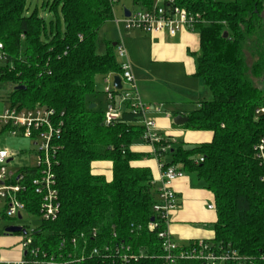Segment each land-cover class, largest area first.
I'll return each instance as SVG.
<instances>
[{"label": "trees", "instance_id": "1", "mask_svg": "<svg viewBox=\"0 0 264 264\" xmlns=\"http://www.w3.org/2000/svg\"><path fill=\"white\" fill-rule=\"evenodd\" d=\"M131 1L140 9L155 5V0ZM28 3L0 0V43L7 55L0 84L12 87L6 94L12 106L40 105L55 112V123L62 122L53 141L60 203L55 220L41 218L42 198L32 186L37 169L21 170L27 185L21 200L26 213L38 217L30 236L40 249L39 259L46 254V260L71 264L81 255L72 240L96 230L97 238H87L88 250L108 246L115 256L117 247H130L126 253L140 259L123 264H165L158 236L165 226L149 230L152 219L158 220L153 174L134 165L146 155L133 150L142 142L143 116L127 104L121 117L106 125L105 112L91 110L86 101L95 94L98 78L122 74L119 44L104 41L99 52V33L114 20L113 6L108 0H43L29 12ZM173 5L200 16V50L192 56L195 77L210 96L186 114L184 128L212 132L213 139L192 146L176 141L157 159L213 194L217 222L209 243L214 248L236 251L243 259L239 264H264V167L255 150L264 135V114L258 120L255 114L264 107V0H174ZM97 162L112 163L111 179L92 172ZM73 264L122 262L113 257Z\"/></svg>", "mask_w": 264, "mask_h": 264}, {"label": "built area", "instance_id": "2", "mask_svg": "<svg viewBox=\"0 0 264 264\" xmlns=\"http://www.w3.org/2000/svg\"><path fill=\"white\" fill-rule=\"evenodd\" d=\"M108 1L113 8L119 3V0ZM165 4H168V6L166 7ZM173 4L174 0H155L152 10L138 8L133 11L123 8L122 20H116V22L121 23L127 31L138 30L148 35L165 33L175 38L184 32H196V25L200 20V16ZM125 11H128L129 15H126ZM117 55L122 59H127L128 54L124 46L117 45ZM6 61L7 55L4 52V45L0 43V66ZM121 69L122 74L118 76L122 85L120 91L114 87L116 76L110 74L104 79L106 84L104 94L108 102L105 111V124L111 125L116 122L128 104L134 114H142L141 124L144 127V133L141 140L144 144L153 148V155L157 159L158 152L165 154L174 146L176 141L167 138L157 127L156 122L148 117L151 108L142 101L139 95L129 62L121 64ZM3 87L0 84V136L31 139L34 141V145L39 147L38 164L33 167L37 169V176L32 180V186L35 193L42 198L41 218L46 221L55 220L60 210V203L58 191L55 188V175L52 171V160L56 152L53 148V141L61 133L62 122L55 123V112L40 105L33 108L12 106L7 95L4 98L1 97ZM161 112V108L155 110V113ZM255 114L256 120H258L259 116L264 114V107L258 108ZM255 150L264 167V135L260 138ZM15 157L16 155L10 151L0 149V221L3 219H19V216L23 218V212H26L25 204L21 200L22 193L27 190L26 178L23 172H16L11 169ZM157 160L160 170V187L157 188V202L153 206V211L158 220L156 221V217H154V221L149 224V230L153 232L159 228V225L165 226V229L158 235L162 240V258L165 264H177L179 261H196L199 264H239L243 259L234 250L223 247L214 248L206 241H197L193 247L184 250L174 241L169 227L171 215L179 209L180 203L177 193L172 189V184L183 178L185 173L175 166L165 168L163 163L159 159ZM201 161L203 160L201 159ZM155 183L154 181L153 184ZM208 208L215 210L214 205ZM19 226L27 231L26 235L21 234L20 236V248L23 255L19 261H10L5 260L0 254V264H57L54 258L46 260V254H43L44 259H39L40 249L34 247L30 231L23 225ZM88 237L97 238V231L81 233L72 240L75 249L81 248V255L80 258L72 260L71 264L94 258L112 260L114 257L118 258L122 264L140 259V257L126 253L129 252L130 247H117L115 256L113 255L114 250L108 246L88 250Z\"/></svg>", "mask_w": 264, "mask_h": 264}, {"label": "crops", "instance_id": "3", "mask_svg": "<svg viewBox=\"0 0 264 264\" xmlns=\"http://www.w3.org/2000/svg\"><path fill=\"white\" fill-rule=\"evenodd\" d=\"M116 20L122 19L115 15L114 20H112L120 36L119 40L114 44L125 47L128 54V61L130 59L129 55L131 54L132 60H130L134 66L132 67V72L135 77L139 95L145 104L148 105L151 102L157 103L158 100H160L158 98L160 90L155 88L157 87L155 85H159V83L154 82L151 75L141 73V67H145L143 64L144 61L147 60V62H152V67L154 64L157 65L156 67H165L163 71L167 72L172 70L166 69L168 67L186 63L187 74L191 77H195L196 65L192 54L198 53L200 50V39L196 32H184L175 38L165 33L148 35L140 31H127L124 29L123 25L117 23ZM146 66H148V64ZM159 67L155 70L159 71ZM189 92L192 96L191 100L178 103L174 102L166 106L164 104V110L162 109L161 113H154L153 117L156 120V125L167 138L175 141L181 140L188 146L209 143L213 139L212 132L190 131L185 129L184 125L177 126L174 124V119L178 115L186 117V114L196 110L202 102L196 97V95L201 93L203 95L204 88L202 81L198 79L197 84L194 85V89ZM174 113H178V115L174 117ZM133 150L138 153L146 154L141 161L134 165L149 168L156 182L154 185L156 189L159 188V162L157 159H152L153 148L143 142H138L133 146ZM97 163L100 164H97V166H103L104 168H100V171L92 170V172L96 175L106 176L105 170L108 172L111 170V173L109 172L107 174L109 176L111 174L112 178V163ZM111 178L107 177V179ZM172 189L177 193L180 203L179 209L171 215L169 227L174 241L182 247L189 245L190 242L212 241L215 238L213 226L217 222V215L215 210H210L208 207L214 205L213 194L197 186L190 175H185L183 178L173 182ZM3 241L4 240H0V246L2 247L5 246V243H2ZM10 256L16 257V254ZM3 258L8 260L5 257Z\"/></svg>", "mask_w": 264, "mask_h": 264}, {"label": "rangeland", "instance_id": "4", "mask_svg": "<svg viewBox=\"0 0 264 264\" xmlns=\"http://www.w3.org/2000/svg\"><path fill=\"white\" fill-rule=\"evenodd\" d=\"M43 0H29L28 8L29 12H33L35 8H40L41 3ZM126 8L129 10H137L138 7L135 6L131 0H119V3L114 8V14L121 18L123 17L122 9ZM47 16V19H50V15ZM119 33L117 28L115 27L114 23L112 21L106 23L102 30L99 33V52L103 51V45L104 41H111L113 43H116L119 40ZM117 54V53H116ZM118 58V62L120 64H123L124 62H129L131 64V68L134 67L131 60L132 56L129 55V61L128 56L127 59H122L120 57ZM148 66H146L147 64ZM143 64L145 67H141V73L145 75H151L154 79V82H158L156 84L155 88H158L160 90L157 103L151 102L148 104V106L151 108V111L149 114V118L153 119L155 122V118L153 117L155 110L157 108L163 109V105H169L172 103H178V102H184L191 100V93L189 91L194 89V85L197 84L198 79L196 77H191L189 74H187V68L186 63L183 65H176L172 67H168L166 69H172L169 72L163 71L165 67H159V71L155 70L158 69L156 67L157 65L154 64L152 67V62L144 61ZM133 69V68H132ZM189 69V68H188ZM153 73V74H152ZM11 86H4L1 90V97H5L7 92L11 91ZM106 84L104 83V80L102 78H98L96 82V92L94 95L88 96L86 101L88 104H94L97 105L98 110L105 112L108 107V102L105 98V91ZM196 88V87H195ZM197 99L208 100L210 99L209 94L204 91L203 95L202 93L199 95H196ZM194 101V100H193ZM164 110V109H163ZM194 131V130H190ZM181 141V140H177ZM0 149H6L10 151L11 153L15 154L16 157L14 158L11 169L13 171H21L24 168H33L38 164L39 160V147L34 145V141L27 138L22 137H13V136H0ZM171 156L169 154L164 155L163 160L164 161H170ZM153 160H156V156H152ZM96 163L92 166V170L94 171H100V168H104L103 166H97ZM100 165V164H99ZM106 176L111 178L107 173H111V170L109 172L105 170ZM1 217V215H0ZM34 222H38V217H33L28 215L26 212H23V218L22 220L19 219H3L0 221V240H4L2 243H5V246H0V254L11 261H19L23 255V252L20 248L21 245V237L17 235H11V236H5L4 235V228L8 226H19V225H29V231L34 228L35 224ZM1 243V242H0ZM16 254V257H11L10 255Z\"/></svg>", "mask_w": 264, "mask_h": 264}, {"label": "water", "instance_id": "5", "mask_svg": "<svg viewBox=\"0 0 264 264\" xmlns=\"http://www.w3.org/2000/svg\"><path fill=\"white\" fill-rule=\"evenodd\" d=\"M125 14L126 15H129L128 11H125ZM224 38H227L228 37V34L225 33L224 35ZM114 47H116V44L113 45ZM114 87L116 88V90L120 91L122 89V85H121V79L116 76L114 78ZM96 105L92 104L89 106V108L92 110V109H96ZM188 122V118L183 116V115H178L175 119H174V124L177 125V126H183L185 125L186 123ZM22 217L19 216V220H21ZM152 221H154V218L152 219ZM4 234L5 235H14V234H23V235H26L27 234V231L21 227V226H9V227H6L4 229Z\"/></svg>", "mask_w": 264, "mask_h": 264}]
</instances>
